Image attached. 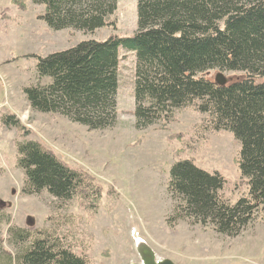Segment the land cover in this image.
I'll use <instances>...</instances> for the list:
<instances>
[{
  "label": "trees",
  "instance_id": "obj_1",
  "mask_svg": "<svg viewBox=\"0 0 264 264\" xmlns=\"http://www.w3.org/2000/svg\"><path fill=\"white\" fill-rule=\"evenodd\" d=\"M31 2L44 7L40 19L55 31L94 32L108 26L118 8V0ZM121 49L135 55L137 128L169 122L174 110L194 107L206 115L208 129L227 131L239 142L237 161L248 179L247 196L228 202L220 193L225 178L189 158L172 164L168 186L181 201L184 217L237 236L264 211V0H137L132 36L84 40L38 56L36 70L50 82L23 88L30 107L60 113L92 130L112 127L118 116ZM215 69L234 72L232 80L218 86L209 76ZM1 121L21 131L14 115L4 114ZM16 149L17 166L25 174L24 194L46 191L62 203L80 194L92 197L88 175L38 141H18ZM4 221L10 222L0 218V224ZM5 240L15 253L3 249L0 226V264H88L46 229L10 226Z\"/></svg>",
  "mask_w": 264,
  "mask_h": 264
},
{
  "label": "rangeland",
  "instance_id": "obj_2",
  "mask_svg": "<svg viewBox=\"0 0 264 264\" xmlns=\"http://www.w3.org/2000/svg\"><path fill=\"white\" fill-rule=\"evenodd\" d=\"M16 3L0 0V218L10 220L0 224L3 249L15 253L5 239L10 226H16L46 229L88 264L139 263L140 242L152 247L158 259L176 264H264V211L237 236L184 217L181 201L168 189L172 164L189 158L219 172L225 178L220 193L234 204L249 194L248 179L238 167L240 144L227 131L208 129L206 115L194 107L174 110L169 122L161 119L137 128L134 53L120 50L118 116L112 127L92 130L60 113L36 111L27 101L24 87L50 82L36 70L38 56L84 40L132 36L137 31V0H118L110 24L94 32L55 31L40 19L42 5ZM218 72L234 75L215 69L209 76ZM4 114L14 115L21 131L4 126ZM22 140L38 141L63 163L87 174L92 197L80 194L62 203L46 191L24 194L25 174L17 166L16 149Z\"/></svg>",
  "mask_w": 264,
  "mask_h": 264
},
{
  "label": "water",
  "instance_id": "obj_3",
  "mask_svg": "<svg viewBox=\"0 0 264 264\" xmlns=\"http://www.w3.org/2000/svg\"><path fill=\"white\" fill-rule=\"evenodd\" d=\"M231 80L232 77H226L222 72H218L214 77V81L218 86H225ZM137 252L140 257V262L132 264H176L169 258L158 259L153 248L145 242L138 244Z\"/></svg>",
  "mask_w": 264,
  "mask_h": 264
}]
</instances>
